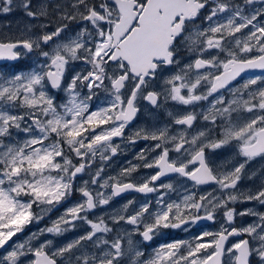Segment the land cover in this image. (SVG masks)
Instances as JSON below:
<instances>
[{
  "label": "snow or ice",
  "instance_id": "1",
  "mask_svg": "<svg viewBox=\"0 0 264 264\" xmlns=\"http://www.w3.org/2000/svg\"><path fill=\"white\" fill-rule=\"evenodd\" d=\"M14 10L28 22L0 26V264H264V175L240 189L258 175L246 166L264 159V78L234 86L264 71V0H0V15ZM77 62L85 68L69 78ZM140 99L183 111L136 129L126 143L154 142L137 153L142 163L105 176ZM140 167L155 172L137 180ZM163 177L176 179L157 183ZM128 192L145 198L90 218ZM75 193L50 226L13 240ZM221 212L219 230L145 258L142 243L162 230ZM80 224L87 229L67 243L40 239Z\"/></svg>",
  "mask_w": 264,
  "mask_h": 264
},
{
  "label": "flooded vegetation",
  "instance_id": "2",
  "mask_svg": "<svg viewBox=\"0 0 264 264\" xmlns=\"http://www.w3.org/2000/svg\"><path fill=\"white\" fill-rule=\"evenodd\" d=\"M259 6V5H257ZM75 28H69V30H73ZM181 58L184 62H188V53L181 52ZM24 63V62H22ZM85 68V65H84ZM167 74V73H165ZM257 76H260L264 78V71L261 70H248L247 72L242 74V79L238 78L236 82H234V86H237L238 84H242L245 80L249 78H255ZM159 83V81H157ZM131 86V85H130ZM227 95V93H226ZM101 99L103 98V93H100ZM95 103H99V100L95 101ZM163 104V101H161ZM138 107L140 108L139 113L137 114V117L135 120L130 124V126L126 129L124 140L122 141L120 138L115 139V143L121 145V151L114 157H112L111 161L108 164V167L105 169V173L109 175V172L116 170H121V168L128 166L129 162L133 164H141L142 162L135 159L137 153L140 151V149L147 147L148 145L154 143L152 141H144V140H138L136 144H128L126 143L128 136H130L136 129L140 127H146L151 126L153 124L159 123V126H163L165 123H171L170 118L168 116V112H176V111H183V108L179 105H174L172 102H168L167 107H162L160 109H153L152 106L145 100L140 99L138 102ZM203 121L197 122V128L201 127L203 125ZM157 153H152L151 155H156ZM227 155L226 153H222L221 156ZM97 167L100 165V161L97 158L96 161ZM247 171L250 174L253 171H256L258 173L257 177L253 180H249L247 176H245L244 180L240 183V189L242 191L247 190H255L261 180L259 177L261 175H264V172L261 170L264 169V159L262 158H256L254 161L250 162L247 166ZM112 168V170H110ZM94 171V169H93ZM155 169H145L143 167H140L137 172L133 174V177L137 180H143V178L149 176L150 174H154ZM89 178L88 174H81L77 180L76 183H78L80 180H87ZM175 177H163L161 178V181L157 183H169V182H175ZM110 191V190H109ZM155 194H148V199H153ZM173 198H175V194H172ZM76 197L78 194L76 193ZM145 197L140 193L135 192H128L122 194L120 197H116L112 200L110 205H106L100 208L95 209L96 210H105L109 209V207H115V206H122L128 199H136V200H142ZM235 207L238 210H243L246 207H258V205L255 204H237ZM261 211H264V208L259 209ZM92 212V213H93ZM105 216H108L105 214ZM251 217H237L236 218V224L240 225L242 221L247 222L250 221ZM110 222V221H109ZM223 223L222 220V212L217 214V220L216 222L211 221H200L195 225H189L188 230L185 231L183 228L181 229H165L162 230V232L156 236H154L153 240L148 242H143L141 245V249L145 252V258L149 254L152 253L153 249L157 248L161 244L165 243H171L176 240H192L196 235L201 234L203 231H212L215 232L219 230L220 224ZM120 229H117L119 231ZM115 233L111 234L109 236V239L114 236ZM138 241L141 239L140 237H135Z\"/></svg>",
  "mask_w": 264,
  "mask_h": 264
},
{
  "label": "rangeland",
  "instance_id": "3",
  "mask_svg": "<svg viewBox=\"0 0 264 264\" xmlns=\"http://www.w3.org/2000/svg\"><path fill=\"white\" fill-rule=\"evenodd\" d=\"M37 3L40 2V0H36ZM27 18L24 16L23 12L18 11V10H14L12 13L8 14V15H0V26L3 25H8L11 24L13 27V30L15 29L16 25L18 24H24L27 23ZM69 28H75L73 30L70 31H75L77 30V24L76 23H71L69 24ZM84 69V64L83 63H75L72 65V68L70 69L69 72V78L71 76V74H73L75 71H80ZM58 96H63V93L60 92L58 93ZM59 102V101H58ZM226 156V155H225ZM112 170V168L110 169ZM120 170H116L114 169L113 171L109 172V175H116ZM105 176H108L106 173H104ZM260 179V177H259ZM83 180H80L78 183H76L77 186H79L80 184H82ZM78 196L76 197V193L73 195V197L71 198L70 201L57 206L55 209H53L47 216H45V218L39 222H33L29 225H27L25 227V229L23 230L22 233H18L16 237H13L14 241H24L25 239H27L32 233L34 232H39L40 229L45 228L47 226H50L51 222L54 221L57 217H59L65 210V208H67L68 206H70L71 203L79 200V193H77ZM121 206H115V207H109V209H105V210H96L95 212L90 214V218H95L96 216L99 215H109L111 214V212L114 209H118ZM87 229V225L84 224H80L76 230L74 231H70L65 233L63 236L60 237H56L53 238L50 235H45L40 237L41 241L45 240V239H54V242L57 245H61L64 243H67L68 241L78 237L79 235L83 234L84 231ZM3 250H0V252H2Z\"/></svg>",
  "mask_w": 264,
  "mask_h": 264
},
{
  "label": "water",
  "instance_id": "4",
  "mask_svg": "<svg viewBox=\"0 0 264 264\" xmlns=\"http://www.w3.org/2000/svg\"><path fill=\"white\" fill-rule=\"evenodd\" d=\"M10 63H13V62H10Z\"/></svg>",
  "mask_w": 264,
  "mask_h": 264
}]
</instances>
